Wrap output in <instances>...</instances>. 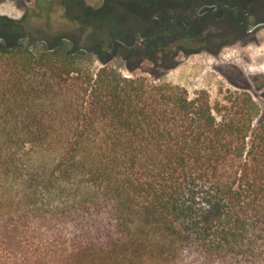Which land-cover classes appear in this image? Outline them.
Segmentation results:
<instances>
[{"label":"trees","instance_id":"trees-1","mask_svg":"<svg viewBox=\"0 0 264 264\" xmlns=\"http://www.w3.org/2000/svg\"><path fill=\"white\" fill-rule=\"evenodd\" d=\"M135 1L59 0L78 27L42 37L30 17L51 3L0 15V264H264V113L111 65L173 60L191 36L164 24L193 13L177 0L143 23Z\"/></svg>","mask_w":264,"mask_h":264},{"label":"rangeland","instance_id":"rangeland-1","mask_svg":"<svg viewBox=\"0 0 264 264\" xmlns=\"http://www.w3.org/2000/svg\"><path fill=\"white\" fill-rule=\"evenodd\" d=\"M44 1L51 3L46 11L47 15L42 17L31 15L30 17L31 22L37 24L42 31L39 37L44 36L45 33L57 34L58 32L78 27H74V25L71 27L66 24L67 21L64 19L63 12L57 4L59 0ZM84 1L87 5L93 7H97L102 3V0ZM260 1L256 2H264V0ZM35 2L36 0H0V15L19 19L25 11L34 8ZM151 4L149 0H137L134 2L132 7L136 8L135 13L141 23L147 20L146 16L151 10ZM116 8L117 14L120 15L132 13L130 7H124L123 9V6H116ZM148 28L150 26L147 27V31L149 30ZM138 32L139 35L142 33L141 40H139L142 41L147 36V32L142 31V29ZM258 40L260 44L258 47L241 48L238 44L232 48L224 49L219 56H213L204 51L189 56L180 54L174 57L173 60H169L162 55H157L155 62L145 59L142 62L140 61L132 73L127 70L124 60L115 58L110 61V64L127 76L131 74L141 75L151 81H159L171 86H177L186 91L190 98L198 94H206L211 105L218 109L232 108L235 101V97L233 96L237 94H249L238 86V84H241V76L250 79L258 74L264 75V30L258 34ZM55 41V38H52L47 40V43L49 46H52ZM121 41L125 44L135 42L128 35L121 37ZM85 46L91 50H95L98 47V45L88 46L84 37L77 44V47ZM134 58L138 59L137 56ZM92 59L94 67L101 65L96 58ZM251 85H254L253 82ZM251 91L253 92L254 98H252L255 102L259 103L258 101H262L261 93H258L255 88H252ZM258 109L264 113V105L258 106Z\"/></svg>","mask_w":264,"mask_h":264},{"label":"flooded vegetation","instance_id":"flooded-vegetation-1","mask_svg":"<svg viewBox=\"0 0 264 264\" xmlns=\"http://www.w3.org/2000/svg\"><path fill=\"white\" fill-rule=\"evenodd\" d=\"M177 1L180 8L183 10L188 8L193 13L189 16L182 13L173 14L175 18L177 17L174 21L171 20L170 14L163 19L164 24L179 23L191 35L185 44L177 46L178 52L175 57L180 54L189 56L204 51L213 56H219L224 49L238 44L241 48L260 45L258 34L264 30V8L260 5H264V2L237 0L238 5H231L229 0ZM146 31L147 27L144 29V32ZM136 40L135 38L134 41ZM241 78V84L238 86L252 97L254 95L251 90L255 88L258 93H261L262 101H258V104L264 105V75L258 74L250 79L243 76ZM252 82L254 85H251Z\"/></svg>","mask_w":264,"mask_h":264}]
</instances>
